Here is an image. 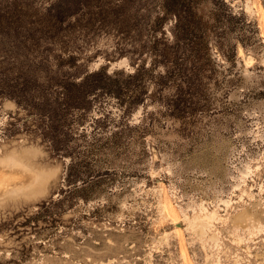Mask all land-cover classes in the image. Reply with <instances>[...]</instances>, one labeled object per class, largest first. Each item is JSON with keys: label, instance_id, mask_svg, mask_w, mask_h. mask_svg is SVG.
<instances>
[{"label": "rangeland", "instance_id": "obj_1", "mask_svg": "<svg viewBox=\"0 0 264 264\" xmlns=\"http://www.w3.org/2000/svg\"><path fill=\"white\" fill-rule=\"evenodd\" d=\"M0 264H264V0H0Z\"/></svg>", "mask_w": 264, "mask_h": 264}, {"label": "bare ground", "instance_id": "obj_2", "mask_svg": "<svg viewBox=\"0 0 264 264\" xmlns=\"http://www.w3.org/2000/svg\"><path fill=\"white\" fill-rule=\"evenodd\" d=\"M258 210H259V209H258ZM244 212H245V211H243V213H244ZM246 212H247V211H246ZM244 214H245V213H244ZM239 216H240V215H239ZM244 216H245V215H244ZM244 216H243V217H244ZM209 217H210V216H209ZM210 219H211V218H210ZM240 219H241V218H240ZM234 220H235V219H234ZM256 221H257V220H256ZM256 221H255V222H256ZM258 221H259V220H258ZM195 222H196V221H195ZM203 223H204V222H203ZM214 235H215V234H214Z\"/></svg>", "mask_w": 264, "mask_h": 264}]
</instances>
